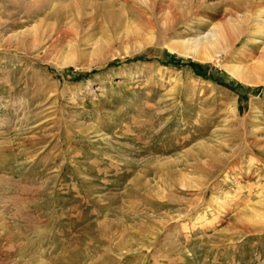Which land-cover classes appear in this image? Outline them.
Wrapping results in <instances>:
<instances>
[{
  "label": "rangeland",
  "instance_id": "obj_1",
  "mask_svg": "<svg viewBox=\"0 0 264 264\" xmlns=\"http://www.w3.org/2000/svg\"><path fill=\"white\" fill-rule=\"evenodd\" d=\"M258 18L264 0H0V264H264V77L225 69L260 57ZM229 20L209 62L167 47Z\"/></svg>",
  "mask_w": 264,
  "mask_h": 264
},
{
  "label": "bare ground",
  "instance_id": "obj_2",
  "mask_svg": "<svg viewBox=\"0 0 264 264\" xmlns=\"http://www.w3.org/2000/svg\"><path fill=\"white\" fill-rule=\"evenodd\" d=\"M260 19L258 18L257 22L262 21ZM250 30L263 40V51L260 57L247 69L238 66H230L225 69L237 78H241L244 82L261 85L260 83L263 84L262 77H264V21L262 23H256ZM241 36V27L236 26L230 20L225 22L221 21L220 24L214 25L210 32L200 39L169 41L167 47L183 56L191 57L202 62H209L211 59H214L215 55L219 56L222 52L227 53L230 47L236 41L238 42ZM261 206L264 207V202L261 203ZM254 210L258 213L259 218L264 219V212L262 210Z\"/></svg>",
  "mask_w": 264,
  "mask_h": 264
}]
</instances>
